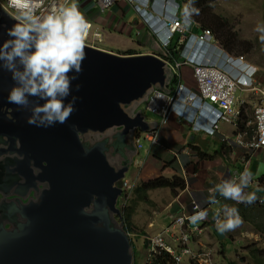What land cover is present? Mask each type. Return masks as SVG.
<instances>
[{"label":"water","instance_id":"water-1","mask_svg":"<svg viewBox=\"0 0 264 264\" xmlns=\"http://www.w3.org/2000/svg\"><path fill=\"white\" fill-rule=\"evenodd\" d=\"M171 78L156 54L37 31L0 6V155L22 144L24 164L40 169L28 185H44L0 201V264H133L115 184L138 152L136 131L157 126L134 107ZM88 133L92 144L81 139Z\"/></svg>","mask_w":264,"mask_h":264},{"label":"rangeland","instance_id":"rangeland-1","mask_svg":"<svg viewBox=\"0 0 264 264\" xmlns=\"http://www.w3.org/2000/svg\"><path fill=\"white\" fill-rule=\"evenodd\" d=\"M80 7L81 5L77 1L72 0L65 6L64 11L66 13L75 15ZM213 10L215 13L222 15L229 21L232 29L238 34L240 42L242 41V44H240V47L238 49L240 50L239 52L241 54L229 53L231 58H236L235 63L238 66V70L242 71H239L238 76L241 78L243 75L246 74V76L239 82L241 88L235 94V98H237V103L235 107L240 108L241 101H245V105L247 106L245 111L247 115L253 120L256 97L252 91L242 88L251 85V83L243 82V80L248 75L252 76L253 79H255L262 87H264V0H216V2L213 4ZM179 12L183 13V8H181ZM151 36L158 44V48L160 50H164L162 48V45H159V42L155 39L154 35L152 34ZM124 38L126 39V41H128L126 37ZM131 46L132 48L139 49L135 50L139 52L146 50L154 51V48L151 49V45H144L146 49L143 46H141V49L138 48L137 43H132ZM153 47H156V45H154ZM231 66L234 70H236L234 65L231 64ZM183 74L186 78L188 77L187 80L190 81L191 85L194 86L195 84L192 77L191 68L187 67V69L183 71ZM133 110L134 112L140 110L144 115H146L145 118L148 121L159 122L161 132L165 136L167 135V131L164 130L167 128V123L163 122L161 117L153 115L151 112H148L146 110L145 101H142L141 103L137 104ZM218 128L221 132H226L228 139L234 140V131L236 129L232 124L227 122H220ZM207 137H211L216 140L211 148H209L208 142L206 144L202 143V145L205 146L204 148L208 150V152H211L213 154L215 150L221 148V144L223 141L218 136L208 135ZM143 146L144 147L140 150L138 156L133 155L132 166L125 175L127 180H131V178H134V180H131L135 183L133 190L136 189V187L140 186L143 182L149 180L148 177L143 180L139 179L138 176H135L138 172L137 169H139L142 163V166L151 167L153 168V170H156V173L154 174H160L159 171L161 170L159 166H157V162L154 160V158H157L153 156V153L151 154L150 159L146 158L148 151L151 147L150 142L146 139H143ZM157 146L160 147V149L162 150L161 145ZM214 146L216 147V149L213 148ZM183 149L185 148L183 147L181 150ZM228 152V148L224 149L222 153L223 161L225 160V164H228V162L232 161L234 166H236L235 162H240L246 154L244 149H235L233 157H231ZM162 154L163 158L161 159V161H163L164 164V157L166 156V151L162 150ZM109 156L110 163L113 166H118V164L121 163L122 159L120 156V159H117V155L115 157H112V155L109 154ZM131 156L132 155L128 157ZM256 156V160L257 162H259L262 168L256 178H254L257 184V180L264 175V151H262L261 153H257ZM191 157L192 156L190 155V158ZM128 159L130 160L131 158ZM187 159L188 160H186L185 163H188L190 168L192 166V168L196 169V171L201 173L202 177L204 175V179L206 180V183L204 184L205 190L214 189L217 187V182L219 181V178L215 177V175L216 173H218L217 175H223L222 168L224 166V163L219 160V158H216V160L213 161L207 159L200 160L199 158H197V156L192 159ZM136 161H139V164L135 163ZM182 164L183 163L181 162V164L179 165ZM208 164H211L213 168L204 169V166ZM166 165L170 166L171 164ZM235 169H237V167H235ZM173 170L175 169H171L168 167L164 174H169V178H172V173L174 172ZM204 170L207 173H204ZM188 172L187 178L183 176L185 180H187L188 178L190 179V177L193 175V173ZM158 176L159 175H157L156 177ZM224 180L226 182V178ZM223 182L224 181H222V183L220 184H223ZM250 187H245L247 189L250 188L248 189L251 192L250 196H260V198L261 196H264V193L259 192L258 188L255 189V184L250 185ZM259 187L264 189V184ZM195 190L189 188L187 192L177 190V192L174 193V191L168 188L154 189L147 192L146 201L139 200L140 197L135 194L134 191H131L129 193L126 200L125 198H119V207H131L133 213L131 215L132 228L129 233L132 239L135 264H145V259L146 255L148 254L147 252H149V247L146 246V243H144V241L146 239L147 242L148 237L155 236L157 234V230H161L165 227L169 228V231L164 234L165 238L168 241L170 240L171 233L179 235V228H173L171 223L172 221L170 220L172 217L175 216V210L180 204L181 208H186L187 210H190L192 208L193 202H196L199 207H204L202 202H208V197L205 196V192L203 191L204 196L202 195L197 201L196 199H194V197H191L192 192L194 193ZM195 193L201 194L200 191ZM212 197L214 198V196ZM241 201H249V198ZM215 206L218 205L215 204ZM177 215H179V213ZM229 217V214H226L225 217H223L222 224L218 227L223 229L220 231V233H222L223 235L222 238L214 234L212 227H208L204 229L201 235L194 238L193 245L194 247H197V249L200 248V250L198 249L199 253H203V250H205L206 254H209L208 257H211L213 264H228L229 262H232L234 264H251V258L247 247L253 245L256 249L264 250V237L254 231L253 226L249 223H246V225H244L243 227L241 224L229 227L233 224V222H235L232 221ZM239 221L242 222L241 219H237L238 223ZM151 225L153 226L150 227ZM226 228L227 230H225ZM243 234H245L246 237ZM194 261L196 264H199L197 259ZM186 262H188V260L183 262V264H186Z\"/></svg>","mask_w":264,"mask_h":264},{"label":"built area","instance_id":"built-area-1","mask_svg":"<svg viewBox=\"0 0 264 264\" xmlns=\"http://www.w3.org/2000/svg\"><path fill=\"white\" fill-rule=\"evenodd\" d=\"M70 1L72 0H0V5L19 21L35 30L96 47L98 42H102L103 33L100 30H94L90 21L67 14L64 9ZM94 1L98 10L104 13L119 0ZM127 1L136 12L140 10L137 0ZM192 25V21L187 17H180L176 14L169 19L170 33L179 35L177 46L187 42L191 47L197 44L198 48L202 49L211 38V33L204 31L200 35L192 34ZM140 34L141 32L137 31L136 35ZM170 43V39H165L163 45L167 49ZM166 52L170 54L168 49ZM167 63L171 67L172 76L174 77L175 75L180 77L179 69L181 67H192L196 88L192 90L179 77L178 83L172 84L171 81L166 90L155 87L145 100L147 111L161 117L162 121L165 122L176 107L177 102L184 101L185 105L188 106L200 100L211 106L212 113L218 118L217 122L230 123L238 130L242 109L246 110L247 106L245 101L242 100L240 108L235 107L237 103L235 94L241 88L239 84L241 80L239 76L236 77V74H232L233 68L231 65L229 68L220 66L218 64L219 57L203 61L199 59L197 54L192 58L182 56L173 63L167 60ZM250 83V86L242 89L252 91L256 97L254 118L251 123L247 124V127L252 124V129L238 130L234 140L228 139L227 135H221L222 141L230 146L245 149V156L251 152L264 149V87L255 79H252ZM213 132L214 129L211 130V133ZM159 138L158 127L149 132H137L135 143L138 150H141L143 139L148 140L152 146H155L159 144ZM177 158L179 164H181L180 158ZM238 176L239 171H236L234 180ZM134 186L135 183L131 180L123 179L121 182L124 191L133 189ZM209 192L213 193V190ZM258 200L259 203H264L263 197ZM222 220L221 212L214 213L212 216L207 209L201 208L193 202L189 212L176 216L174 220V227L179 228V235L175 236V247L167 243L164 234L169 229H166L155 236L148 237L150 248L152 251L165 250L169 252L173 255L176 264L183 263L185 259L193 261L197 259L199 264H213L211 257H208L209 254L194 250L192 246L193 236L203 233V222H208L212 227H216L222 223Z\"/></svg>","mask_w":264,"mask_h":264},{"label":"crops","instance_id":"crops-1","mask_svg":"<svg viewBox=\"0 0 264 264\" xmlns=\"http://www.w3.org/2000/svg\"><path fill=\"white\" fill-rule=\"evenodd\" d=\"M75 1H77L81 5V7L76 12L75 16L85 19L87 21H90L92 23V27L94 30H100L103 33L102 42H98L96 44L99 48L109 51V52L122 54V55L124 52L130 51V50H133L135 53H141V54L162 53V49L160 50L158 48V44L152 38L151 36L152 33L145 27L140 16L137 14V12H135L134 8L132 7V5H130V3H128V1L126 0L118 1L115 5L112 6V8H110L104 14L100 13V11L98 10L97 4L94 0H75ZM177 1H182V0H177ZM193 30L194 32L197 33L199 31V28L194 27ZM137 31H140L141 34L136 35ZM124 37H126L128 41H126ZM155 39L157 40L156 37ZM130 42H132L133 44L137 43L138 48L140 49L142 48L141 46L145 48L144 45H151V49L154 48V51L152 50H146V51H141V52L135 51L137 48H132L131 46L132 43ZM152 45L153 46L156 45V47H153ZM231 61H233V59L229 58L228 61L226 60L225 62H223L224 67L229 68ZM234 62H236V60ZM236 68L238 70L237 64H236ZM185 69H187V67H183L180 72V74L182 75V80L185 83L187 82L186 83L187 86L192 88L193 85H191V82L187 80L188 77L186 78L183 74V71ZM245 76H242L240 79L242 80ZM252 79L253 77L248 75L243 80V82L250 83ZM165 123H167L166 124L167 128L164 130L167 131V135L165 136L160 131L161 133L160 143L162 146V150L166 151V156L164 157L165 158L164 164H163V161H161V159L163 158L162 150L158 146L150 147V150L148 151V154L146 156L147 159L148 158L150 159L151 154L153 153L154 154L153 156H155L158 159L157 160L154 158V160L157 162L156 163L157 166H159V168L161 169L159 171L160 174H154L156 173V170H153V168L151 167H146V166L141 165L139 169H137L138 172L135 175V176H138L139 179L145 180L146 177H148V179L150 180V178H154L157 175L169 177L170 176L169 174H164L165 171L168 169V167L171 169L172 168L175 169L173 170L174 172L172 173V176L179 175V176H185V178H187L188 171L190 173H193L190 179L188 178L189 180L188 179L186 180L187 189L183 191L187 192L189 188L193 190L196 189L195 192L200 191L201 194H198V193L196 194L195 192L194 193L192 192L191 197L192 198L194 197V199H196L197 201L200 199L202 195L204 196V193H203L204 191L205 196L208 197V202H202V204L204 208L206 207L210 211L212 216H213V213L222 212L221 208H222V204L224 203H230L231 201L239 202L241 200H246L247 198H249V201H257L260 196H257V197L250 196L251 192L250 190H248L251 188L250 185L255 184V189L258 188L259 192L264 193V189L263 188L260 189L258 183L256 184V182L252 183L250 181V177L253 176L254 178H256V176L262 169L261 165L256 160V157H257L256 154L261 153L262 151H264V149L260 150L259 152H254L255 154H252L251 156L249 155L251 158L248 160V162L243 157V159L240 162L239 161L235 162L236 166L233 165L232 161L228 162V164L227 163L225 164V160L223 161V154H222L224 149L228 148L229 149L228 154H230V156L233 157L235 153V149H241L240 147L230 146L229 144L225 143L226 145L223 144L222 146L221 144V148L218 150H215L214 153L212 154L211 152H208V150L204 148L205 146L202 145V143L206 144L208 142L209 148H211L213 146V143H215L216 140L214 138L207 137L206 135L208 134L202 133L201 131L197 130L194 124L188 123L184 119H181L178 116L177 112H172L168 118V121ZM219 132L226 134V132H221L220 130ZM235 132L236 130L234 131V135H235ZM191 136H194L195 140L194 139L190 140ZM183 147L185 149L181 150ZM194 147H199L201 151H205L207 153L208 156L204 158L203 160L207 159V160L213 161V160H216V158H219V160H221L224 163V166L222 168L223 175H220V174L217 175L218 173H216L215 175V177L219 178V181L217 182V187L214 188V193H210L209 192L210 189L205 190L204 184L206 183V180L204 179V175L202 177L200 172L196 171V169L192 168V166L190 168L188 163H185V161L188 160L187 158L192 159L195 156H197V153H196L197 150ZM213 148L216 149L215 146ZM219 150L220 152H218ZM176 153L178 154L177 156H176ZM190 155L192 156L191 158H190ZM177 157L180 158V161L183 163L182 165H179ZM166 164H171V165L168 166ZM235 167H237V169H235ZM211 168H213L211 164L204 166V169H211ZM236 171H239V176L234 180V173ZM203 172L207 173L205 170ZM225 178H226V182L224 180ZM131 179H134V178H131ZM222 181H224L223 184H220L222 183ZM245 187H250V188L247 189ZM212 196H214V198ZM215 204L218 206H215ZM190 210H187L186 208H181V204H180L175 210V216L178 213L186 214ZM227 214H229L230 216L229 218L232 221H235L229 227L236 226L237 224H241L242 227L246 225V223L243 222L242 219L237 214H234L231 212ZM225 215L226 214H223L222 212V217H225ZM175 216L172 217L170 220L172 221L171 223H172L173 228H174ZM237 219L238 220L241 219L242 222L239 221L238 223ZM152 226L153 225H151L150 227ZM165 228L161 230H157L156 233H160V231H164ZM221 230L223 229L217 228V229H214L213 232L215 235H218L219 237L222 238L223 235L222 233H220ZM225 230H227V228ZM243 235L246 237L245 234ZM175 236L177 235L171 233L169 241L165 238L167 243L175 245ZM198 249L200 250V248Z\"/></svg>","mask_w":264,"mask_h":264},{"label":"trees","instance_id":"trees-1","mask_svg":"<svg viewBox=\"0 0 264 264\" xmlns=\"http://www.w3.org/2000/svg\"><path fill=\"white\" fill-rule=\"evenodd\" d=\"M216 0H185L186 9L185 14L187 17L192 19L196 24L200 25V31H209L214 37L219 41L222 47L228 52L233 54H241L238 50L240 42L238 34L232 29L229 21L220 14H217L213 10V4ZM177 39L175 36L173 42L168 47L170 54L173 55L171 60H177L180 56V51L177 50ZM183 48V46H181ZM124 55L135 54L133 50L126 51ZM177 78L174 77L172 84H177ZM253 120L247 115L244 109H242L241 122L239 123V130L252 129L253 125L251 124L247 127L248 123H251ZM223 146V144H222ZM197 151V156L200 160H203L208 155L205 151H201L199 147H194ZM245 150V149H244ZM220 152V150L218 151ZM246 152V150H245ZM249 154L245 158H248ZM259 186L264 184V175L258 179ZM186 180L179 175H175L172 178L159 176L154 179L143 182L136 189H132L135 194H137L140 199L146 201L147 192L154 189H163L168 188L177 192V190L183 191L186 189ZM132 191V192H133ZM131 192V191H130ZM129 193L125 194V200ZM131 206V205H130ZM122 221L124 222L125 229L129 232L132 228L131 207H122ZM223 214L234 213L237 214L243 222L249 223L253 226L254 231L264 237V203H259L258 201H231L230 203L222 204L221 208ZM146 245L148 244L146 239L144 241ZM251 264H264V250L256 249L253 245L247 247ZM147 264H176L173 258V255L165 250H156L152 251L149 254V259ZM186 264H196L195 261L191 260L186 262ZM228 264H234L229 262Z\"/></svg>","mask_w":264,"mask_h":264},{"label":"clouds","instance_id":"clouds-1","mask_svg":"<svg viewBox=\"0 0 264 264\" xmlns=\"http://www.w3.org/2000/svg\"><path fill=\"white\" fill-rule=\"evenodd\" d=\"M120 1V0H119ZM127 1V0H126ZM137 4L138 6L140 7V10H137V14L140 16L142 22L144 23L145 27L157 38V40L159 41V44L162 45V48L164 50H162V53H153V54H156L158 56H160L162 59H164L166 62L167 60L170 61V62H175L176 60H171V58H173L171 54H168L166 52V49L163 45L165 39H170L171 40V43L173 42V39L175 36L178 37L179 39V35L178 34H171L170 33V28H169V19L171 17H174L175 14L178 15V16H183V17H187V15L185 14V9H186V3H185V0L182 2V1H177V0H137ZM1 6V5H0ZM2 7V6H1ZM3 8V7H2ZM183 8V13H180L179 10ZM4 9V8H3ZM136 12V11H135ZM9 13V12H8ZM101 14H104L102 12H100ZM10 14V13H9ZM67 14H70V13H67ZM73 15V14H71ZM13 16V15H12ZM75 16V15H73ZM189 20L192 21L193 25H192V34H195V35H200L201 33H203L204 31H198L197 33L194 32V27H198L200 25H197L192 19H190L189 17H187ZM17 19V18H16ZM18 20V19H17ZM21 22V21H20ZM24 24V23H23ZM27 26V25H26ZM29 27V26H28ZM31 28V27H30ZM33 29V28H32ZM35 30V29H34ZM38 31V30H37ZM42 32V31H41ZM57 36V35H56ZM193 38V37H191ZM190 38V39H191ZM178 39H177V43H178ZM189 39V40H190ZM188 40V41H189ZM77 42V41H76ZM80 43V42H79ZM170 43V44H171ZM84 44V43H82ZM85 45H88V44H85ZM88 46H91V45H88ZM170 45H168L167 47H169ZM181 46H183V48H181ZM91 47H94V46H91ZM95 48H99L98 46H96ZM101 49V48H99ZM177 50L180 51V56L177 60H179L182 56H187L189 58H192L194 57V55H198L199 59H202L203 61H206V60H209L210 58H218L219 57V65L220 66H223V62H225L226 60L228 61V59H233V61L230 62V65H234L235 68H236V64H235V59L236 58H231L230 57V54L222 47V45L219 43V41L214 37L213 34H211V38L208 40V42L206 43V45H204V47L202 49H199L198 48V45L196 44L195 46H190L186 43H183L179 46H177ZM106 51V50H105ZM170 52V50H168ZM140 55L141 53H135V54H128V55ZM151 54V53H149ZM124 55V54H123ZM128 55H125V56H128ZM169 66V65H168ZM170 67V66H169ZM183 67H190V66H183ZM181 67L179 69V73L181 72V69L183 68ZM191 68V73H192V77H193V69L192 67ZM170 70L172 72V69L170 67ZM238 74L239 71L237 70H234L232 71V74ZM238 76V75H237ZM245 76V75H243ZM175 77L177 78V81H178V77L175 75ZM174 78V76H172L170 82L172 81V79ZM179 79L184 82L182 80V75L180 74V77ZM193 80H194V86L191 88L192 90H194L196 88V82H195V79L193 77ZM241 80V79H240ZM169 82V83H170ZM168 83V84H169ZM247 83V82H246ZM167 84V85H168ZM184 84L187 86V84L184 82ZM210 105L208 104H205L203 103L202 101L198 100L196 103L194 104H191V105H185V102L184 101H179L176 103V107L174 108V110L172 112H177L178 116L181 118V119H184L185 121H187L188 123H191V124H194L195 128L199 131H201L202 133H205V134H208V135H214V136H218L219 138H221V135H226L225 133H220L219 132V128H218V125L220 122H217V119L216 116L212 113V109H210ZM149 112V111H148ZM171 112V113H172ZM246 112V111H245ZM197 113V115H196ZM153 114V113H152ZM155 115V114H153ZM157 116V115H156ZM169 118V117H168ZM168 120V119H167ZM166 120V121H167ZM165 121V122H166ZM159 127V132L161 131L160 129V123L157 122V126L156 128ZM239 128V127H238ZM214 129V132L211 133V130ZM152 130V129H151ZM239 130V129H238ZM238 130L236 129V132H235V135L236 133L238 132ZM241 131V130H239ZM137 132H143V131H140V130H137ZM149 132V131H148ZM135 133V135H136ZM206 135V136H208ZM161 136V135H160ZM135 139V137H134ZM161 137L159 138V141H160ZM226 142H222V144L226 145L225 144ZM158 145H161V143L159 142ZM157 146V145H155ZM144 147V146H143ZM151 147H154L151 145ZM138 149V148H137ZM243 149V148H241ZM259 152V151H258ZM140 153V150H138L137 152V156L139 155ZM252 154H254V152H251L249 155L251 156ZM246 155V154H245ZM248 157V158H245L246 161L248 162V160L251 158V157ZM246 157V156H245ZM177 161V160H176ZM144 162V161H143ZM135 163H138L139 164V161H136ZM137 164V165H138ZM143 165V163H142ZM132 166V165H131ZM183 177V176H182ZM124 179H126V176L124 177ZM254 177L251 176L250 177V181L252 183H254L253 181ZM123 180V179H122ZM121 180V182H122ZM131 180H134V179H131ZM256 182V181H255ZM257 183H258V180H257ZM259 185V183H258ZM119 187H121V183L119 185ZM122 188V187H121ZM261 189V188H260ZM210 190H213V193H214V189H210ZM130 191H132V189L128 190V191H124L123 190V193H122V196L120 197V199H124L125 198V194L126 193H130ZM264 198V196H261ZM260 198V197H259ZM258 198V199H259ZM259 202V200H257ZM196 203V202H195ZM197 204V203H196ZM118 207H119V200H118ZM198 205V204H197ZM201 208H204V207H201ZM123 209V208H121ZM205 209H207L205 207ZM208 210V209H207ZM209 211V210H208ZM210 213V211H209ZM211 214V213H210ZM214 214V213H213ZM222 214V212H221ZM181 215V214H179ZM177 215V216H179ZM176 218V216H175ZM223 219V217H222ZM175 220V219H174ZM223 221V220H222ZM222 224V223H221ZM220 224V225H221ZM219 225V226H220ZM202 226L204 227V229L208 228V227H212V225L208 222H203L202 223ZM219 226H216V227H212L213 230L214 229H217ZM129 233V232H128ZM130 234V233H129ZM201 235V234H200ZM199 235H194L193 236V241H192V246L194 247L193 245V242H194V238L195 237H198ZM172 245V244H170ZM147 247H149V252H147L148 254L146 255V259H145V264H147V261L149 259V254L152 252L151 248H150V245H149V240H148V244L146 245ZM175 247V245H173ZM194 250H196L197 252H199V250L197 248L194 247ZM204 252H206L205 250H203ZM188 260L191 261V259H185L184 262ZM133 264H135V259H134V262ZM183 264V263H181Z\"/></svg>","mask_w":264,"mask_h":264},{"label":"flooded vegetation","instance_id":"flooded-vegetation-1","mask_svg":"<svg viewBox=\"0 0 264 264\" xmlns=\"http://www.w3.org/2000/svg\"><path fill=\"white\" fill-rule=\"evenodd\" d=\"M9 111H11V109ZM13 120L14 119H12V122ZM89 135H91V137ZM81 139L84 142L93 143L92 133L85 134ZM16 148H18V150L20 148V152H22V144L19 145V143H17ZM20 152H12V150H10V153L0 155V201L5 197V200L36 197V190L44 187V185H42L43 183H40L38 180H35L36 183L32 185H28L27 177L36 178L40 169L37 168L33 162L30 166L25 165L24 155L19 154ZM117 159H120L119 151ZM120 183L121 181H118L115 185L119 186ZM22 194H24V196H22Z\"/></svg>","mask_w":264,"mask_h":264}]
</instances>
